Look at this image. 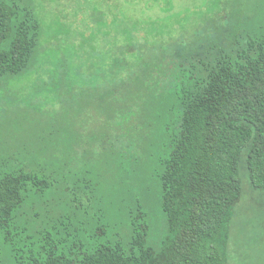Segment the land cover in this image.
Here are the masks:
<instances>
[{
    "label": "trees",
    "instance_id": "obj_1",
    "mask_svg": "<svg viewBox=\"0 0 264 264\" xmlns=\"http://www.w3.org/2000/svg\"><path fill=\"white\" fill-rule=\"evenodd\" d=\"M112 7L92 20L114 38L104 84L64 87L66 107L102 111L100 133L71 136L73 108L48 119L68 135L0 146V264H231L243 208L264 194V0ZM40 17L34 0H0V103L45 65L70 73Z\"/></svg>",
    "mask_w": 264,
    "mask_h": 264
},
{
    "label": "rangeland",
    "instance_id": "obj_2",
    "mask_svg": "<svg viewBox=\"0 0 264 264\" xmlns=\"http://www.w3.org/2000/svg\"><path fill=\"white\" fill-rule=\"evenodd\" d=\"M122 1L34 0L44 28H52V34L61 32L63 35L59 39L60 43L56 46L57 52L55 53L58 59L60 57L66 60L70 66V73L62 77L52 76L43 71L45 65L40 72L31 73L23 79L11 83L15 87L18 86L22 90V94L16 97L14 103H10L8 100L0 103V146L11 141L22 142L34 140L40 136L50 137L48 134L52 131L53 137L56 138L68 135L63 130L59 131V122L50 124L48 119L50 117L57 119L58 116L65 117L67 113L71 116L73 108L75 109L74 119L72 124L71 122L69 124L73 129L71 136L85 138L88 143L92 135L100 133L104 122L102 111L97 106L90 107L89 104L83 109L79 102V108L75 105L73 108H69L74 99L66 94L64 87H72L74 89L72 97L76 98L80 97L81 89L95 88L104 84L103 74L106 71L107 63L102 59V51L108 44L112 47L114 38L112 35L105 38L99 36L98 26L92 20L95 18L101 20L103 16L101 10L107 13L106 17L110 18L112 5L119 6ZM200 3L201 0H175L177 9L193 8ZM96 8L99 10L96 11ZM142 8L143 3L138 4L137 7L131 8V13L141 16ZM155 15L161 14L155 13ZM102 20H105L104 16ZM67 32H71L73 36L75 33L79 38L66 39ZM79 39L80 43L83 41V45L77 48L74 46V42L78 44ZM61 79L64 80L63 83L60 82ZM52 82L57 86L58 94L62 93L63 95V100L60 103H57L53 98L50 99L51 96L44 87ZM67 104L69 106L66 107ZM245 186L251 189L249 180H245ZM114 191L118 192L116 188ZM154 193L155 189L151 186L148 195L151 206H154ZM258 194L259 198L252 205L248 203L238 219L230 247V253L233 254L231 264H264V194ZM156 214L159 215L158 211ZM153 225L155 237L158 238L161 233V225L156 222V219Z\"/></svg>",
    "mask_w": 264,
    "mask_h": 264
}]
</instances>
